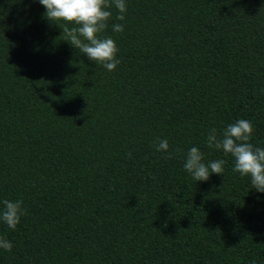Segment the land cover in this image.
<instances>
[{
    "label": "trees",
    "instance_id": "16d2710c",
    "mask_svg": "<svg viewBox=\"0 0 264 264\" xmlns=\"http://www.w3.org/2000/svg\"><path fill=\"white\" fill-rule=\"evenodd\" d=\"M125 2L109 72L0 0V202L27 210L0 264H264V193L206 144L247 119L264 148V0ZM193 146L223 175L193 180Z\"/></svg>",
    "mask_w": 264,
    "mask_h": 264
},
{
    "label": "clouds",
    "instance_id": "9594fccd",
    "mask_svg": "<svg viewBox=\"0 0 264 264\" xmlns=\"http://www.w3.org/2000/svg\"><path fill=\"white\" fill-rule=\"evenodd\" d=\"M46 9L43 14L51 22H65L62 29L64 40L87 56L91 61L103 65L109 72L114 71L120 60L116 58L118 52L114 39L110 36L101 37L108 28V21L112 17L109 10L113 6L118 10L116 20H124L127 12L125 0H38ZM67 25H74L68 27ZM112 31L122 33L123 24H113ZM253 125L247 119H238L228 124L220 133L215 128L208 133L206 144L208 148L222 150L225 155L233 157L234 173L241 177H249L252 188L264 193V148L255 147L251 142ZM169 144L166 139H157L156 150L167 152ZM131 156V153H129ZM170 158V157H169ZM226 161L218 159L204 162V155L196 146L191 147L184 162V170L193 180L207 181L210 174L223 175ZM0 208V222L9 229H15L21 216L27 210L22 207V200H8L2 202ZM12 242L0 236V248L12 251ZM255 264V262H253Z\"/></svg>",
    "mask_w": 264,
    "mask_h": 264
}]
</instances>
